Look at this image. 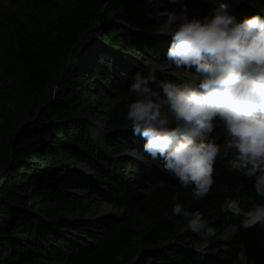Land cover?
Masks as SVG:
<instances>
[{"label":"trees","instance_id":"1","mask_svg":"<svg viewBox=\"0 0 264 264\" xmlns=\"http://www.w3.org/2000/svg\"><path fill=\"white\" fill-rule=\"evenodd\" d=\"M9 1L29 14L17 28L8 22L0 25V71L5 75L0 76V95L8 97V79L16 89L18 80L24 85L17 89L20 118L0 165V264H118L134 236L129 224L141 219L142 242L133 264H239L241 254L246 264H264V227L244 229L241 217L221 211L229 199L239 200L244 210L264 203L252 184H240L215 169L210 194L193 201L188 210L202 213L216 234L227 226L236 231L226 241L213 237L203 247L184 218L171 211L173 198L191 200L190 189L155 174L154 184H139L141 190L148 189L141 194L133 190L126 166L121 168L123 146L140 143L132 130H121L128 105L114 110L112 133L100 137L88 127L89 98L124 90L121 58L132 48L149 46L143 33L158 29L154 10L160 0H96L94 5H76L74 16L56 0ZM245 1L264 11V0ZM222 3L237 14V0ZM105 147L115 155L106 153ZM79 164L98 192L114 197L124 212H130L129 217L115 218L126 223L111 218L63 223L55 219L54 209L40 218L27 208L24 202L35 196L43 204H82L70 190L82 184L76 175ZM108 231L111 235L101 238Z\"/></svg>","mask_w":264,"mask_h":264},{"label":"clouds","instance_id":"2","mask_svg":"<svg viewBox=\"0 0 264 264\" xmlns=\"http://www.w3.org/2000/svg\"><path fill=\"white\" fill-rule=\"evenodd\" d=\"M166 27L176 78L160 81L154 68L135 73L126 116L151 160L191 190L186 203L173 198L171 211L206 247L216 230L188 209L210 194L218 160L229 157V170L251 179L264 200V12L237 19L226 3L204 16L184 7L167 13ZM221 211L241 217L244 229L264 227V203L244 210L229 199Z\"/></svg>","mask_w":264,"mask_h":264},{"label":"rangeland","instance_id":"3","mask_svg":"<svg viewBox=\"0 0 264 264\" xmlns=\"http://www.w3.org/2000/svg\"><path fill=\"white\" fill-rule=\"evenodd\" d=\"M56 1L67 7L70 15L74 16L76 13V5L81 4L82 7L86 4L94 5L96 0H77L75 2L73 0ZM222 1L223 0H183L182 2L181 0H160L154 10L156 12L154 20L158 22V29L153 33H143V38L148 42L147 45H149L147 46L148 49H141L139 47L132 48L125 57L121 58V65L124 72L123 75L126 77L125 82L122 83L123 91L118 92L117 90L115 94H107L106 96L102 95L98 98H89L90 106L87 116L88 127H92V129L95 130V134L100 137L103 136L102 134H110L113 132L110 128V123L113 117L112 115L115 112L114 110H120L124 105H128L130 102L131 97L128 93V88L135 73L141 72L146 74L148 70L154 68L156 69L157 79L160 81L174 80L176 78V74L179 70L175 69L165 58L170 43V33L166 27L167 13H179L182 8L186 7L190 15H209L211 10L218 8ZM236 6L238 12L237 14H234L237 19L246 17L248 13L254 14L263 11H260L255 4L246 2L245 0H237ZM28 14L29 10L25 9V7L20 4H12L9 0H0V21H2L0 25L8 22V24H12L17 28V24L24 23V19ZM156 59H160L161 63L158 64L155 62ZM0 76L5 75L0 71ZM14 85L15 83L8 79V97L4 98V95H0V165L3 163L5 156L7 155V143L9 144L13 128L16 126L20 118L18 112L20 95L17 89L21 91L24 85L21 79L16 82L17 89L14 88ZM125 119L126 125H124L121 130H132L130 121L127 120V116ZM139 142L140 143L135 146L124 145L122 154L119 156L124 158V160H122L121 168L126 166L127 178L131 180L133 190L135 192L140 191L141 194L146 193L148 189L144 188L141 190L140 186L142 184L145 186L154 184L156 182V178L154 177L155 174L157 176L159 175V177L162 176V181L166 180L169 183L175 182L174 180L177 179L163 170L162 161H152L144 152L143 146H141L144 141L140 139ZM104 149L110 156L115 155L111 154V150L108 147H105ZM228 158L229 157H225L224 160H218L215 169L224 174L227 173L229 176L237 179L240 184H242L241 182H245L253 185L251 179L245 178L239 173L229 170L226 166ZM53 159L55 160L56 158ZM60 164L55 166L59 167ZM113 167L116 170H122L120 166L117 167L115 165ZM76 168L80 172H76V175L82 178V184L75 186L72 185L70 190L74 193L72 197L83 200L82 204H75L74 206L71 204L63 205L58 203L43 204L42 198L35 196L24 202V204L27 205V208H29L34 214L39 215L40 218H45L47 211L51 212L52 209H54L55 219H63V221H61L63 223L72 222L73 220H81L84 222L97 220V222H103L109 218L118 224L126 223V219L115 218H120V216L123 215L129 217L130 212H124V208H121L116 204L117 200L114 199V197L108 198L106 197V194L100 193L94 188L97 184L84 176V174H87V172L84 171V169H86L84 165L79 164ZM152 176L155 180L152 179ZM85 179L89 183L85 182ZM140 183L141 185H139ZM79 187L83 188V190H80ZM143 221L144 220L141 219L129 224L130 233H134V236L133 239L130 240L129 245L124 249L122 256L118 258V264H133L134 258L138 254L142 242L140 230L142 229ZM83 224L87 223H82L80 225ZM235 231L236 228L234 226H227L216 234L214 240L226 241L232 237ZM179 232L182 233L183 230H180ZM108 234L111 235V231L102 235L101 238L106 237ZM201 247L202 246L200 245H196L194 248L201 249ZM34 263L38 264V261H35ZM239 264H246L245 257L242 254L239 256Z\"/></svg>","mask_w":264,"mask_h":264}]
</instances>
